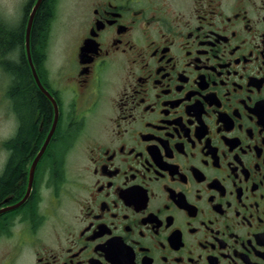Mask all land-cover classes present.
I'll use <instances>...</instances> for the list:
<instances>
[{"label":"flooded vegetation","instance_id":"obj_1","mask_svg":"<svg viewBox=\"0 0 264 264\" xmlns=\"http://www.w3.org/2000/svg\"><path fill=\"white\" fill-rule=\"evenodd\" d=\"M36 1L51 114L0 200V264H264V0H73L60 26L52 0L38 62ZM4 62L0 180L24 127Z\"/></svg>","mask_w":264,"mask_h":264},{"label":"trees","instance_id":"obj_2","mask_svg":"<svg viewBox=\"0 0 264 264\" xmlns=\"http://www.w3.org/2000/svg\"><path fill=\"white\" fill-rule=\"evenodd\" d=\"M51 15L52 0H44L36 14L32 30V44L36 62L40 59L43 35ZM23 41V25L11 29L0 24V58L5 60V69L14 76L15 86L13 92L17 94L19 103L24 105L22 106L24 127L20 137L14 144L16 161L0 180V200L8 195L22 191L21 181L25 177L23 163L38 144L37 128L39 122L34 120L37 110L41 109L39 121L42 120L44 113H46L48 121L51 114L49 103L41 97L40 92L31 80L23 54ZM8 57L9 60L5 59Z\"/></svg>","mask_w":264,"mask_h":264},{"label":"rangeland","instance_id":"obj_3","mask_svg":"<svg viewBox=\"0 0 264 264\" xmlns=\"http://www.w3.org/2000/svg\"><path fill=\"white\" fill-rule=\"evenodd\" d=\"M27 0H0V18H3L8 22V24H16L17 21L22 17L23 6L26 4ZM57 18L59 26L65 17L71 19L70 13L73 9V0H58L57 4ZM18 24V23H17ZM60 30V29H59ZM57 30V32L59 31ZM55 33V44L60 45L64 37L63 34ZM7 80V75H4L0 71V83H5Z\"/></svg>","mask_w":264,"mask_h":264},{"label":"water","instance_id":"obj_4","mask_svg":"<svg viewBox=\"0 0 264 264\" xmlns=\"http://www.w3.org/2000/svg\"><path fill=\"white\" fill-rule=\"evenodd\" d=\"M43 0H38L36 5L34 6L33 8V11L30 15V18H29V23H28V26H27V38H26V45H27V49H29V41H30V32H31V28H32V25H33V21H34V18H35V15L37 13V10L38 8L40 7L41 3H42ZM29 52V50H28ZM50 138H48V142H49ZM45 149V147L43 148V150Z\"/></svg>","mask_w":264,"mask_h":264}]
</instances>
